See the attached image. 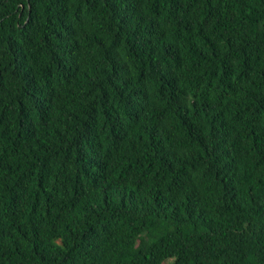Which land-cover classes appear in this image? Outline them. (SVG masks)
I'll return each mask as SVG.
<instances>
[{
  "label": "trees",
  "instance_id": "16d2710c",
  "mask_svg": "<svg viewBox=\"0 0 264 264\" xmlns=\"http://www.w3.org/2000/svg\"><path fill=\"white\" fill-rule=\"evenodd\" d=\"M0 264H264V0H0Z\"/></svg>",
  "mask_w": 264,
  "mask_h": 264
}]
</instances>
